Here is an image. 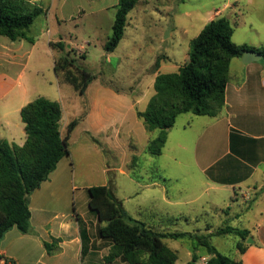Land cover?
I'll list each match as a JSON object with an SVG mask.
<instances>
[{
    "label": "rangeland",
    "instance_id": "374dc122",
    "mask_svg": "<svg viewBox=\"0 0 264 264\" xmlns=\"http://www.w3.org/2000/svg\"><path fill=\"white\" fill-rule=\"evenodd\" d=\"M68 1L71 7L75 5L77 9L80 6L86 13L78 15L75 13L77 10L72 11V8L60 11L63 0H53L49 15L39 17L29 30L31 36L40 37L44 33L32 53H24L32 44L27 40L25 47L19 50L18 40L12 41L0 35V74L5 75L3 81L17 90L29 89L33 100L39 96L59 100L63 106V136L72 120L79 114L80 118L86 115L88 105L93 110L94 104L103 96L107 99V91H116L117 101H122L116 106L115 115L101 109L107 132L98 133L90 127L91 121L86 120L79 121L71 133L68 141L70 155L59 164V188L68 202L59 207L70 214L90 215L89 195L85 188L106 182L133 219L158 229L207 235L219 252L236 256L242 239L237 234L217 235V229L223 226L239 229L247 226L252 229L251 226L258 220L251 211L245 212L249 203L235 207L242 210L238 217H234L232 212L228 215L219 212L218 208L229 202L226 193L213 194L193 161L194 142L203 129V122L211 117L192 113L179 115L167 148L160 156H152L146 151L147 142L157 136L159 130L149 133L136 113L144 110L155 94L157 74L176 72L177 67L184 64L192 40L209 18H228L235 32V41L245 38L248 42L264 44V0H255L252 8L246 6L243 0L221 15L216 10H221L225 2L233 4L235 0H141L128 14L125 34L119 46L109 53L104 46L112 34L117 7L104 11L99 9L104 4H112L113 0ZM40 2L48 4L49 0ZM70 16L75 17L70 19ZM61 17H65L66 21H61ZM252 23L254 27L250 28ZM48 27L50 31L46 32ZM49 39L63 40L67 49H73L70 57L75 59L76 64L95 76L89 92L82 95L71 84L57 77L54 57L60 56L61 52L55 49L51 54ZM169 58L172 62L162 63ZM157 59H161L163 66L160 71L156 67ZM108 99L106 102H109ZM130 100H133L134 109ZM2 104L0 99V115L3 113ZM99 109L97 104L94 111ZM20 115L16 111L11 113L12 127L17 132L14 136L19 137L23 136ZM14 142L19 143L18 138ZM135 155L142 161L140 170L136 169L138 174L146 177L147 170L155 165L169 179L167 188L164 187L175 197L176 206L167 203L166 190L159 183L150 186L147 179L138 181L131 177L128 166ZM146 209L157 211L155 213L159 215H155L159 219L151 216ZM160 219L168 222H161ZM95 232L93 228L94 249L98 252L89 255L88 260L90 264H107L103 261L109 253L107 242L99 240ZM164 242L177 251L175 264H201L198 258L205 254L202 247L195 254L188 241L165 239ZM80 256L74 258L71 254L67 264H82ZM116 264L128 263L119 260Z\"/></svg>",
    "mask_w": 264,
    "mask_h": 264
},
{
    "label": "trees",
    "instance_id": "16d2710c",
    "mask_svg": "<svg viewBox=\"0 0 264 264\" xmlns=\"http://www.w3.org/2000/svg\"><path fill=\"white\" fill-rule=\"evenodd\" d=\"M141 0H119L112 26V34L104 49L113 52L124 37L128 14ZM49 4L30 0H0V35L12 41L27 40L35 43L38 36L29 30L41 16H47ZM234 29L226 17L209 21L191 42L188 61L177 72L159 73L155 77V94L144 111H137L138 118L149 133L159 130L150 138L146 151L152 156L163 153L168 130L173 128L179 115L192 113L198 116L217 117L224 108L230 65L234 58H242L247 51H256L264 61V45L254 47L233 42ZM50 46L61 52L54 59V72L65 83L71 84L80 94H85L95 76L78 66L71 58L73 49H67L63 40L50 42ZM85 57V55H82ZM157 59L156 67H160ZM63 117L57 101L38 97L21 110L25 125L26 141L23 146L0 140V241L16 227L21 233L32 232L29 198L32 192L48 180L58 163L70 155L69 138L81 118L72 120L67 133L62 135L60 122ZM142 161L133 156L128 168L133 179H147L150 184L168 186L169 179L158 166H151L146 177L138 174ZM88 207L98 221L97 235L110 243L107 264L117 259L128 264H175L177 251L169 248L165 239L185 240L192 249L202 247L210 255L206 264H241L230 256L219 252L207 235L190 232L155 230L145 222L133 219L113 194L109 185L91 186L87 189ZM161 220V219H160ZM83 242L87 239L83 222L78 217ZM161 222H168L164 219ZM217 235L237 234L246 240L249 232L233 226L217 229ZM49 254L59 251V242L44 243ZM240 252L245 248L238 244ZM195 258L196 255L194 254ZM5 264H17L5 259Z\"/></svg>",
    "mask_w": 264,
    "mask_h": 264
},
{
    "label": "crops",
    "instance_id": "0c3cea01",
    "mask_svg": "<svg viewBox=\"0 0 264 264\" xmlns=\"http://www.w3.org/2000/svg\"><path fill=\"white\" fill-rule=\"evenodd\" d=\"M97 1L102 2L104 0ZM244 1L246 6L251 8L252 6L254 7L255 0ZM118 2L119 0H113L112 4H104L99 10L104 11L106 9H110L111 7H117ZM242 2L243 0H235L233 4L225 2L222 9L216 11H218V15H221L224 10L231 6H235L236 4L239 5ZM48 4L50 8L47 16L52 8L53 0H49ZM68 8H72V11L77 10L75 13L78 15L86 13V10L81 9L80 6L76 9L75 5L72 7L70 6V1L63 0L62 4H60V11L64 12V10L66 11ZM70 17V19H73L75 16ZM65 19V17H61L60 20L66 21ZM209 19V21H211L215 18ZM249 26L250 28H253L254 23ZM49 31L50 28L48 27L46 32ZM43 34L44 33H42L40 37L36 39V42L31 44L30 49L26 50L24 53H32ZM234 35L235 32L233 34V38ZM244 39L240 41H235L233 39V42L237 45L248 44L254 47L264 45L259 44L261 42H248V40ZM57 41L60 40L49 39V46L50 42ZM18 42L20 45L17 49L21 50L22 47H25V40H18ZM53 51L54 49L51 47V54ZM53 56L55 55L53 54ZM188 59L189 57L187 56L185 62H187ZM170 62H172L171 58L167 61H163L162 63ZM162 63L160 64L159 71L163 69ZM180 66H178L177 69H179ZM4 77L5 75L1 73L0 99L3 101L1 106L3 113L0 115V140H6L10 144L23 146L26 141V134L24 130L25 125L23 123V125L20 126L23 129V136H14L16 131L12 127L13 123L11 122V113H15L16 111L21 114L22 108L32 102L33 99L29 96V89L22 88L17 90L15 89V86L3 81ZM89 87L86 93L89 92ZM107 92L109 95L107 97V99L109 98V102H106L107 99L103 96L99 102L94 104L93 110H91V107L88 105V112L80 120L82 122H85L86 120L88 122L91 121L90 127L98 133L101 131L107 132L108 130V128L105 127V119L102 117L101 109H107L105 111L108 114L115 115L116 106L122 102L117 101L118 93L116 94V91L115 93H112L111 91ZM53 101L59 102V100ZM130 101L131 107H133V100ZM97 104L100 109L98 112H95L94 110L97 107ZM110 107L112 108V111L110 110ZM61 108H63V106ZM77 118H80V114ZM63 124L64 122L61 120V133ZM173 128L168 130L167 141L163 151L167 148L170 135L171 133L173 134ZM17 138L19 143L14 142ZM149 140L150 138L148 141ZM179 146L181 147V144ZM192 156L198 170L205 177V184L208 189L215 195L223 192L226 193V197L229 202L226 206L218 208L219 212H223L225 215L232 212L235 215L234 217H238L239 214L242 213V210L240 211L235 207H241L243 204L249 203L250 206L248 209H245V212L248 213L251 211L254 213L255 219L258 220L257 222H254L253 226H251L252 229H249L247 226H244L241 229L249 232L247 239L245 241L242 240L241 243L245 248V251L243 253L240 252L237 246V255L232 258L241 264H264L263 60L244 63L242 58L232 59L229 79L226 87L224 108L217 117H211V119L203 122V129L199 133L193 145ZM60 162L58 163L56 169L50 174L48 180L44 181L40 187L30 195L29 207L31 212L30 224L32 232L24 234L16 227H13L0 241V264H5L6 258L16 261L17 264H67L71 254L74 258L80 254L82 264H90L91 262L88 260V256L98 252L94 249L95 239L92 238L93 228L94 231H96V237L103 242H107V247L110 249V243L100 239L97 235L98 221L94 215L91 213H89L90 215H81L77 213L70 214V212L63 211L59 207L62 206L63 203L67 205L68 202L66 196L62 194V191L59 188ZM66 169L65 171L68 170ZM101 185H107V183L104 182ZM149 185L156 186L158 183ZM160 185L166 190L165 193L168 201L167 203L171 204L173 207L176 206L178 202L173 200L175 197L169 193L164 185ZM89 187L91 186L84 188L87 190ZM223 202H225V200H223ZM146 210L151 216H154L155 214L159 215L155 213L157 211L154 212L151 209ZM180 213L181 212H179V214ZM78 217L81 218L83 227L86 230L87 239H85V242H83L82 239ZM146 224L158 231L168 229H158L156 226L149 225L148 223ZM208 228L209 226L207 229ZM55 240L59 242L60 249L55 254H49L44 246V243L47 242L49 244H54ZM198 250L199 249H193L192 253L197 254ZM209 258L210 255L205 252V254L200 256L198 259H200L201 264H206ZM117 261H119V259H117ZM116 262L114 264H116Z\"/></svg>",
    "mask_w": 264,
    "mask_h": 264
},
{
    "label": "water",
    "instance_id": "95a60500",
    "mask_svg": "<svg viewBox=\"0 0 264 264\" xmlns=\"http://www.w3.org/2000/svg\"><path fill=\"white\" fill-rule=\"evenodd\" d=\"M260 60H262V55L256 51H247L242 56V61L244 63L257 62Z\"/></svg>",
    "mask_w": 264,
    "mask_h": 264
},
{
    "label": "built area",
    "instance_id": "2783aa9c",
    "mask_svg": "<svg viewBox=\"0 0 264 264\" xmlns=\"http://www.w3.org/2000/svg\"><path fill=\"white\" fill-rule=\"evenodd\" d=\"M32 1H34V2H39V1H42V0H32Z\"/></svg>",
    "mask_w": 264,
    "mask_h": 264
}]
</instances>
